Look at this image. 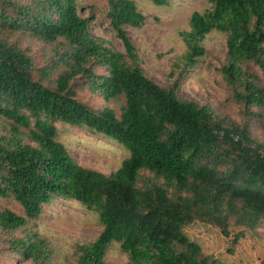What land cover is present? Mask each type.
I'll return each mask as SVG.
<instances>
[{
	"label": "trees",
	"instance_id": "1",
	"mask_svg": "<svg viewBox=\"0 0 264 264\" xmlns=\"http://www.w3.org/2000/svg\"><path fill=\"white\" fill-rule=\"evenodd\" d=\"M208 1L181 33L180 72L205 54L209 32H223L219 71L248 118L243 125L181 97L178 79L164 87L145 75L125 28L144 21L136 1L107 0L124 54L92 35L77 0H0V199L23 212L0 205V255L48 263L52 245L30 225L54 198L77 201L103 226L76 245V264H111L112 243L126 264H226L184 228L199 219L228 236L231 226L262 225L264 143L251 123L264 119V83L247 63L264 72V0ZM120 101L117 110L112 103ZM68 125L117 142L128 157L109 174L79 165L59 138ZM242 236L239 230L233 242Z\"/></svg>",
	"mask_w": 264,
	"mask_h": 264
},
{
	"label": "rangeland",
	"instance_id": "2",
	"mask_svg": "<svg viewBox=\"0 0 264 264\" xmlns=\"http://www.w3.org/2000/svg\"><path fill=\"white\" fill-rule=\"evenodd\" d=\"M77 1L79 13L91 17L89 26L92 35L107 40L110 48L125 54L122 41L109 24L107 0ZM134 1L144 15V21L140 26L125 25V28L137 50L139 64L145 75L164 87H171L178 79L180 83L177 92L181 97L200 105H208L216 115L228 117L243 125L248 118L242 106L230 99L227 83L219 71L225 62L227 50L226 35L223 32H209L201 42L205 54L192 69L185 74L180 72L182 56L186 50L181 33L190 30L191 13L210 9V2L169 0L167 4L157 5L150 0ZM247 67L264 83V72L257 64L249 62ZM79 98L95 107L101 104L100 98L89 91H80ZM121 105L122 101L112 103L117 110ZM251 128L253 136L264 143V119L251 123ZM59 138L79 165L105 174L116 170L129 155L117 142L69 125L61 128ZM0 205L18 214L23 213L20 205L14 201L0 199ZM262 219V225L254 229L231 226L228 236L223 235L217 226L199 219L187 225L184 231L189 238L200 244L206 255L216 257L226 264H263L264 217ZM30 227V230L36 231L52 245L53 254L47 264H76V245L93 241L103 228L93 211L71 198H54L51 203L43 205L41 214ZM239 230L243 231V236L233 242L234 234ZM106 260L111 264H126L128 259L119 244L112 243ZM0 264L42 263L23 260L16 254H5L0 255Z\"/></svg>",
	"mask_w": 264,
	"mask_h": 264
}]
</instances>
